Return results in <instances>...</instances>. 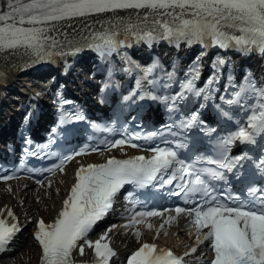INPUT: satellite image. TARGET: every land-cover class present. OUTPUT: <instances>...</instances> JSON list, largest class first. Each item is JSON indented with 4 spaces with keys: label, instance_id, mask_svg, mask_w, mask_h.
<instances>
[{
    "label": "snow or ice",
    "instance_id": "6c2138e0",
    "mask_svg": "<svg viewBox=\"0 0 264 264\" xmlns=\"http://www.w3.org/2000/svg\"><path fill=\"white\" fill-rule=\"evenodd\" d=\"M128 10H135V16L109 18L101 24L99 31L90 25L84 28L73 25V21L78 19ZM66 28H71L72 32ZM121 35L146 43L184 41L222 49L232 47L242 53L256 51L264 55V0H3L0 4V58L3 59L27 57L32 64L40 63L54 55L64 54L66 47L80 51L81 41L84 42L83 47L92 48L102 56L110 55L122 46ZM224 63L218 60L214 67ZM151 71L149 69L146 75ZM198 79L199 71L193 69L192 75L180 84L181 90L171 98H165L170 110H177L179 101L185 100L188 94L204 100L210 98L215 79L206 82L207 90L197 88L195 82ZM242 79L244 82L233 89L230 98L220 97L229 106L228 110L221 109L220 115L227 123H234L235 130L219 141L216 158L186 160L172 147L154 146L149 149L152 153L149 157H112L102 164L82 165L54 223L46 224L43 219L38 221L34 236L42 247L41 264H73V251L79 248L83 255L85 244L94 249L96 264H109L117 255L107 242L108 232L112 229L94 242L87 237L97 222L112 209L125 185L138 189L174 187L177 190L171 191L170 195L183 194L185 203L193 205L191 208L165 209L164 212L135 213L125 227L142 223L144 218H163L165 212H174L175 215L169 214L161 223L160 229H164L166 224L171 225L183 214L191 218L197 245L208 242L213 253L204 264H264V185L249 184L244 190V199H241L240 195H233L230 191L226 196L224 193L217 195L214 183L225 180V171L235 173V178L240 179L245 162H251L249 168L255 170L253 175L264 173V155L253 159L248 153L236 156L229 153L230 146L236 142L256 144L258 137L264 139V87H257L247 74ZM148 95L144 93L139 99L143 100ZM150 98L157 99L156 96ZM233 108L245 114L242 119L234 120ZM82 119L81 115L68 114L61 117L60 123ZM173 126L189 131L200 128L207 133L217 132L215 127L205 128L198 111L189 113ZM171 134L178 135L176 132ZM155 135L151 133L144 138L150 139ZM141 138L139 134L132 135L127 140H115L106 147L122 149L129 145L137 148L139 145L132 140ZM186 147L184 143L176 144V148ZM88 150L85 148L76 155L86 154ZM91 151L97 149L92 148ZM71 159L72 156L66 157L48 171H62L64 163ZM198 163L215 167H198ZM13 178L12 175L0 177L5 181ZM133 197V192L127 193L130 202L138 203ZM7 217L12 221L17 219L11 210H7ZM147 227L151 230L154 226L148 223ZM18 231V223L10 224L0 210V252ZM135 235L137 238L141 236L139 230ZM196 252L197 247H192L183 256H177L156 243H143L131 254L127 264H187L185 257H192Z\"/></svg>",
    "mask_w": 264,
    "mask_h": 264
},
{
    "label": "bare ground",
    "instance_id": "6f19581e",
    "mask_svg": "<svg viewBox=\"0 0 264 264\" xmlns=\"http://www.w3.org/2000/svg\"><path fill=\"white\" fill-rule=\"evenodd\" d=\"M3 0H0V4ZM135 16V10L119 11L117 13H106L102 15L89 16L86 18L73 21L74 27L84 28L85 25H90L92 28L101 26L109 18L115 16ZM143 15V12H141ZM67 22H65L66 26ZM68 32H72L71 28H66ZM20 57H12L3 59L0 58V72L8 73L9 75H15V72L19 69ZM116 153H124V150H117ZM70 174L66 173L63 176H59L56 179L50 181L48 190L30 191V189H24L25 183L14 182L7 185H0V210H8L12 208L17 210L21 215L29 220H37L42 217L49 219L56 210V205L61 199V196L66 192V185L69 183ZM112 240L120 247V252L124 254L127 248L135 247L136 244H132L130 239L124 237L121 238L120 234L111 235ZM7 264H38L39 258L37 250L30 239L26 240L22 246V250L16 252L13 261L9 259ZM0 264H6L0 260Z\"/></svg>",
    "mask_w": 264,
    "mask_h": 264
}]
</instances>
